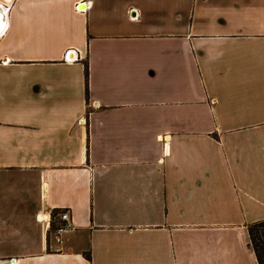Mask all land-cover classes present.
<instances>
[{"label":"crops","instance_id":"0c3cea01","mask_svg":"<svg viewBox=\"0 0 264 264\" xmlns=\"http://www.w3.org/2000/svg\"><path fill=\"white\" fill-rule=\"evenodd\" d=\"M263 219L264 0H0V264H259Z\"/></svg>","mask_w":264,"mask_h":264},{"label":"trees","instance_id":"16d2710c","mask_svg":"<svg viewBox=\"0 0 264 264\" xmlns=\"http://www.w3.org/2000/svg\"><path fill=\"white\" fill-rule=\"evenodd\" d=\"M85 66L86 75L88 76V64L86 63ZM57 212L55 211L54 213ZM53 229H56L55 223ZM248 230L251 240L250 244L256 254L258 263L264 264V219L248 225ZM88 258H91L90 255H88Z\"/></svg>","mask_w":264,"mask_h":264},{"label":"built area","instance_id":"2783aa9c","mask_svg":"<svg viewBox=\"0 0 264 264\" xmlns=\"http://www.w3.org/2000/svg\"><path fill=\"white\" fill-rule=\"evenodd\" d=\"M50 220H53V222L56 223L55 233L59 240L64 234H67L74 229L69 210L53 213Z\"/></svg>","mask_w":264,"mask_h":264}]
</instances>
